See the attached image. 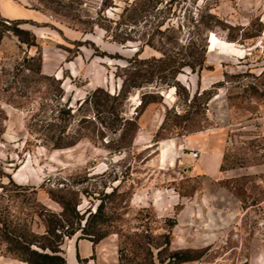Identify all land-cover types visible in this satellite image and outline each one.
Wrapping results in <instances>:
<instances>
[{"label": "rangeland", "instance_id": "374dc122", "mask_svg": "<svg viewBox=\"0 0 264 264\" xmlns=\"http://www.w3.org/2000/svg\"><path fill=\"white\" fill-rule=\"evenodd\" d=\"M0 29V264L66 258L82 228L118 264H264V0H0ZM224 124L241 170L206 189L170 146ZM213 192L223 228L200 218Z\"/></svg>", "mask_w": 264, "mask_h": 264}, {"label": "crops", "instance_id": "0c3cea01", "mask_svg": "<svg viewBox=\"0 0 264 264\" xmlns=\"http://www.w3.org/2000/svg\"><path fill=\"white\" fill-rule=\"evenodd\" d=\"M220 116L222 122L226 123L228 117L224 105L221 107ZM226 130L227 127L224 124L192 132L184 136L181 140H176L171 143L169 156L173 160V162H185L186 167L192 174L205 177L207 180L202 183L203 188H211L212 184H215L216 180H220L226 176L238 174V172H240L241 170L221 169L223 154L226 146ZM191 149H195L198 151V156L196 158L191 155ZM163 155L164 153H162V156ZM260 168L264 167L261 166ZM203 196L206 198V200H204L203 205L202 203L201 205L204 207H208L207 209H202L200 218L201 220L205 221V225L207 223H210V227L214 225L216 227L223 228V226L231 222L234 208L232 207L231 210L221 211L218 208L214 209L215 203L212 202V200H214L216 196H220L218 197L219 199L221 197H224V199L226 198V200L230 199L231 196L227 194L220 195V193L214 192L213 196L211 197H206L205 195ZM202 200L203 198L200 199V202ZM194 202L193 204H195ZM229 202L230 205L235 204V201H233L232 198L229 200ZM196 221L197 217H192L189 219L188 223L194 224V222ZM116 243V239L113 236L101 238L96 242H93L87 238L81 239L78 242H76L75 240L73 244H71L68 248L72 250V252H70L69 250H67L66 252L65 256L67 263L118 264ZM80 244H82L84 248L79 247Z\"/></svg>", "mask_w": 264, "mask_h": 264}, {"label": "trees", "instance_id": "16d2710c", "mask_svg": "<svg viewBox=\"0 0 264 264\" xmlns=\"http://www.w3.org/2000/svg\"><path fill=\"white\" fill-rule=\"evenodd\" d=\"M14 23H18V22H14ZM12 31L14 33H16L21 40L27 42L29 45H35V35L32 34L28 29L25 28H21L18 27L16 25L13 26ZM21 34H31V39H24ZM3 35V30L0 29V38ZM38 59H40V56L38 55ZM196 64H199V66H201L200 62H197ZM195 64L193 63L192 66H194ZM119 95V94H118ZM82 105H78V109L81 107ZM77 109V110H78ZM71 107H66L65 105L60 106L59 109V117L63 116V114H68L70 113ZM56 142V141H55ZM59 143H55V146L59 147L58 145ZM51 232H53V230H50ZM82 234L78 235L77 238H87L93 242H96L98 240H100L101 238L104 237V235L95 237L93 235H90V233L85 232V229L82 228L81 229ZM85 233V234H84ZM74 234V232H70L67 233L66 235L68 237H71ZM22 247L24 249L23 251V255H22V260L27 261L29 263L32 264H68L66 258L57 253L58 252V248L57 246L53 245L51 242L48 243V245H42V248H49L50 252L48 251H40L34 248H30L27 244H22ZM171 259L177 263L180 264L181 262H185L188 260H193L196 259L195 257H193L192 255H190L188 253V251H183V250H175L172 252V254L170 255Z\"/></svg>", "mask_w": 264, "mask_h": 264}, {"label": "bare ground", "instance_id": "6f19581e", "mask_svg": "<svg viewBox=\"0 0 264 264\" xmlns=\"http://www.w3.org/2000/svg\"><path fill=\"white\" fill-rule=\"evenodd\" d=\"M214 46H215L216 49L221 50V49H227V48H230V47H233V48L238 47V44L232 43V42H227V41H224V40H217L216 43L214 44ZM237 49H239V48H237ZM224 51H227V50H224ZM222 52H223V50H222Z\"/></svg>", "mask_w": 264, "mask_h": 264}, {"label": "built area", "instance_id": "2783aa9c", "mask_svg": "<svg viewBox=\"0 0 264 264\" xmlns=\"http://www.w3.org/2000/svg\"><path fill=\"white\" fill-rule=\"evenodd\" d=\"M190 153H191V155L194 157V158H196L197 156H198V151L197 150H195V149H191L190 150Z\"/></svg>", "mask_w": 264, "mask_h": 264}]
</instances>
